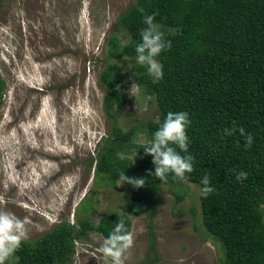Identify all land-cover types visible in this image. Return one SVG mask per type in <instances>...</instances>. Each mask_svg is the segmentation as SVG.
I'll return each instance as SVG.
<instances>
[{
	"label": "rangeland",
	"instance_id": "374dc122",
	"mask_svg": "<svg viewBox=\"0 0 264 264\" xmlns=\"http://www.w3.org/2000/svg\"><path fill=\"white\" fill-rule=\"evenodd\" d=\"M136 1L0 0V209L26 221L24 241L61 221L97 224L126 205L129 184H97L90 160L113 140L114 129L122 135L136 130L123 146L144 145L139 131L158 118L155 97L132 79L133 63L107 59V39ZM119 35L128 43L124 30ZM109 61L123 77L119 93L126 98L114 118L103 111L99 80ZM128 160L136 179L139 156ZM174 194L184 197L177 201ZM86 197L87 212L78 207ZM129 218L133 245L125 264H218L223 257L202 226L194 184L161 187L152 222L155 253L147 217ZM103 239L91 232L78 240L73 264H108L99 251Z\"/></svg>",
	"mask_w": 264,
	"mask_h": 264
},
{
	"label": "trees",
	"instance_id": "16d2710c",
	"mask_svg": "<svg viewBox=\"0 0 264 264\" xmlns=\"http://www.w3.org/2000/svg\"><path fill=\"white\" fill-rule=\"evenodd\" d=\"M147 14H155L154 22L172 43L157 57L164 78L156 84L135 62V45L140 31L147 27ZM117 24L118 29L107 39V59L127 57L134 67L132 79L157 102V121L139 131L146 139L144 145L169 111H185L191 120L186 131L194 170L187 174V182L173 179L171 174L165 181L149 176L154 165L152 156L144 154V145L123 146L136 130L122 135L114 129L113 140L90 160L91 166L95 162L93 179L99 185L116 187L122 172L132 175L129 160L117 156L121 146L126 153L137 151L136 178H144L145 184L139 188L129 184L123 211L104 214L97 224L87 218L72 224L61 221L34 241H23L6 264H73L78 240L91 232L107 237L118 219L124 220L130 232L129 217L142 216L147 217L149 249L155 253L152 222L161 187L173 189L190 183L200 193L205 174L210 175L215 191L207 198L199 194L201 223L222 248L218 264H264V0H137ZM123 30L129 36L124 45L119 35ZM99 80L105 89L103 111L114 118L126 102L119 93L123 77L116 72L115 62H108ZM4 87L0 81V97ZM233 124L253 135L251 147L244 148L239 132L224 135L223 129ZM241 170L247 178L238 181L235 173ZM174 196L177 201L184 197ZM78 207L87 212L90 197Z\"/></svg>",
	"mask_w": 264,
	"mask_h": 264
},
{
	"label": "clouds",
	"instance_id": "9594fccd",
	"mask_svg": "<svg viewBox=\"0 0 264 264\" xmlns=\"http://www.w3.org/2000/svg\"><path fill=\"white\" fill-rule=\"evenodd\" d=\"M142 11V9H141ZM155 14L144 16V23L147 27L140 31V41L135 45V62L137 65L146 69L147 75L151 77L152 83H159L164 78L163 64L157 57L166 49H170L172 43L166 40L159 26L154 22ZM138 87L135 83L132 88ZM43 92L42 89H38ZM11 123V122H10ZM13 123V122H12ZM191 125L189 114L185 111H169L152 138L143 150L145 155L152 156L154 173L149 172V176H155L160 181L167 180L169 174L173 179L182 182L188 181V175L193 172V157L189 153L190 140L187 135V128ZM239 132L244 137V148L252 146L254 137L251 133H246L244 127H232L223 129L226 136H233ZM181 153H184L182 155ZM117 156L123 159H132L135 162L137 151L133 153L118 152ZM132 163V164H133ZM238 181L246 179L247 173L243 170L235 173ZM119 185L127 182L134 188H139L145 184L144 178H130L125 172L119 176ZM200 183V196L207 198L209 194L215 191L211 183V177L205 174ZM28 228L26 221L18 218L14 213L0 209V264H6V261L14 255L26 239ZM77 245V243H76ZM133 245V236L127 231L123 219H118L114 229L107 237L103 239L99 251L108 264H125L128 259V250Z\"/></svg>",
	"mask_w": 264,
	"mask_h": 264
},
{
	"label": "bare ground",
	"instance_id": "6f19581e",
	"mask_svg": "<svg viewBox=\"0 0 264 264\" xmlns=\"http://www.w3.org/2000/svg\"><path fill=\"white\" fill-rule=\"evenodd\" d=\"M63 81V80H62ZM48 86V85H47ZM21 88V87H20ZM26 88V87H25ZM19 102V101H18ZM16 105V104H15ZM38 110V109H37Z\"/></svg>",
	"mask_w": 264,
	"mask_h": 264
}]
</instances>
